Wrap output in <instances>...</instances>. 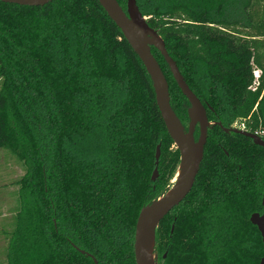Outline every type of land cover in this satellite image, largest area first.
I'll list each match as a JSON object with an SVG mask.
<instances>
[{"label": "trees", "instance_id": "obj_1", "mask_svg": "<svg viewBox=\"0 0 264 264\" xmlns=\"http://www.w3.org/2000/svg\"><path fill=\"white\" fill-rule=\"evenodd\" d=\"M237 1L245 24L212 18L230 0L136 5L209 119L264 140V0ZM151 53L186 127L188 103ZM0 149L25 169L6 264H93L74 247L98 264H135L139 210L171 185L179 163L144 67L96 0L0 2ZM263 191L264 148L208 129L190 192L155 231L156 264H259L264 247L249 218L262 211Z\"/></svg>", "mask_w": 264, "mask_h": 264}, {"label": "water", "instance_id": "obj_2", "mask_svg": "<svg viewBox=\"0 0 264 264\" xmlns=\"http://www.w3.org/2000/svg\"><path fill=\"white\" fill-rule=\"evenodd\" d=\"M52 1L54 0H0L1 3L23 7H42ZM96 1L110 21L119 29L123 38L144 67L151 82L155 105L164 128L179 153V163L171 185L159 197L140 208L134 225L133 256L135 264H156L157 257L154 251L155 231L159 222L173 208L177 207L190 192L203 158L207 130L211 123L207 120L205 107L186 85L175 62L167 54L162 39L145 22V18L136 5V0H125V10L118 5L116 0ZM151 48H154L161 55L177 88L188 103L186 108L188 119L186 127L182 125L170 107L167 82L151 53ZM196 127L198 129L197 139L194 138ZM224 131L240 134L249 138L254 145L264 148V140L255 134L236 129H225ZM159 155L160 144L155 148L154 168L150 177L151 182H154L158 177ZM261 207L263 209L262 214L253 213L249 221L257 228L264 247V191L261 197ZM74 248L92 259L93 264H97L93 256L76 247ZM259 264H264V256L260 259Z\"/></svg>", "mask_w": 264, "mask_h": 264}, {"label": "rangeland", "instance_id": "obj_3", "mask_svg": "<svg viewBox=\"0 0 264 264\" xmlns=\"http://www.w3.org/2000/svg\"><path fill=\"white\" fill-rule=\"evenodd\" d=\"M242 5L237 0L223 6L216 14L213 13V19H225L227 21H238L245 24L242 13ZM199 73L196 77L199 90L203 94L207 85L208 73L202 66L198 67ZM255 79L259 72L253 70ZM264 95V94H263ZM261 109L258 110L263 114L264 120V98L260 103ZM25 169L13 154L5 149H0V264H6L5 253L7 241L14 227L16 213L19 209L18 201V181L24 175Z\"/></svg>", "mask_w": 264, "mask_h": 264}, {"label": "flooded vegetation", "instance_id": "obj_4", "mask_svg": "<svg viewBox=\"0 0 264 264\" xmlns=\"http://www.w3.org/2000/svg\"><path fill=\"white\" fill-rule=\"evenodd\" d=\"M204 106V105H203ZM205 107V109H206V117H207V120H208V122H210L211 124H210V127L208 128V129H210L211 127H213V126H218L219 127V129L223 132V133H225V134H233V135H239V136H242V135H240V134H237V133H232V132H230V131H224L225 129L226 130H229V129H236V130H239V131H243V132H246L244 129H243V126H240V125H238L237 124V122L235 121V122H231V123H229V122H227V123H221V121L217 118V117H214V118H211V119H209L210 117H212L211 115H209L208 114V112L207 111H212V109L211 108H209L207 105L206 106H204ZM219 124H220V126H219ZM246 133H248V132H246ZM196 135V137H195V139H197V137H198V129H197V127H196V129H195V133H194V136ZM243 137V136H242ZM262 211H263V209H262ZM262 211L260 212V213H258V214H262ZM92 256V255H91ZM94 258V257H93ZM95 259V258H94ZM96 260V259H95ZM97 262V261H96ZM98 264V263H97Z\"/></svg>", "mask_w": 264, "mask_h": 264}, {"label": "built area", "instance_id": "obj_5", "mask_svg": "<svg viewBox=\"0 0 264 264\" xmlns=\"http://www.w3.org/2000/svg\"><path fill=\"white\" fill-rule=\"evenodd\" d=\"M257 77H258V76H257ZM257 77H256V78H257ZM256 78H255V79H256ZM255 135H256V134H255Z\"/></svg>", "mask_w": 264, "mask_h": 264}]
</instances>
